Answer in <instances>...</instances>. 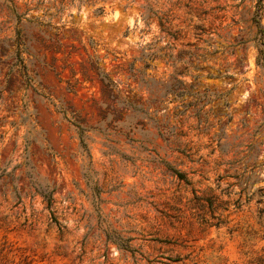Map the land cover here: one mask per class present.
<instances>
[{"label":"rangeland","instance_id":"374dc122","mask_svg":"<svg viewBox=\"0 0 264 264\" xmlns=\"http://www.w3.org/2000/svg\"><path fill=\"white\" fill-rule=\"evenodd\" d=\"M254 3L0 0V264H264Z\"/></svg>","mask_w":264,"mask_h":264},{"label":"trees","instance_id":"16d2710c","mask_svg":"<svg viewBox=\"0 0 264 264\" xmlns=\"http://www.w3.org/2000/svg\"><path fill=\"white\" fill-rule=\"evenodd\" d=\"M144 1L148 2L149 0H144ZM6 2H7V8H8V11L10 12V14L13 15L18 21H20L23 17L16 13L15 8L10 1H6ZM141 9H143L145 11V13L142 15V17H143V20L145 22H147L148 20H150L152 18L151 17V13H152L151 8L148 6V4H145V5L141 6ZM263 11H264V0H255L254 10L252 13L251 21H252V23L256 29V35L259 37V44H260L259 48H258V56L256 59V64L261 66L262 68H264V27L261 23ZM103 12H104L103 7H98L94 11V13L96 15H100ZM26 21H29V20H26ZM21 38H22L21 32H20V30H17L16 40L14 41V44L16 47H15L14 53L12 55L13 67L16 68L17 72L22 76V78L24 80H28L27 73H26V66L24 64V58H23V54H22L23 42H22ZM140 60L144 63V67L147 69L150 67V65L146 63V60L152 61L153 59H152L151 55H147V56H145V58L141 57ZM101 84H102V88H101L102 96L107 97V99L111 101V104L116 103L117 100H120L119 102H120L123 109H125V110L128 108L134 109V107H132L131 104L127 103L126 100H124L123 98H119L120 90L118 89V85L116 82H114L112 79H110V77L108 75H103V77H101ZM73 125L76 128L81 154L83 156H86L87 158H90L88 146L86 143V137H85L86 133L88 132V129L81 126L78 123H74ZM164 166L168 170H170L173 174H175L177 176H181L177 171L172 169V167L170 165H168L167 163H164ZM91 173H92V171L90 168V162H88L87 166H83V172H82V177L85 180L86 184H88L90 182V180L92 179ZM4 175H6L5 170L0 169V179ZM92 182H93V188H91V189L93 190V192L97 191L95 181L92 180ZM43 198L45 199L47 204L50 206L51 194L48 193V194L44 195ZM52 220L55 224H58L54 218Z\"/></svg>","mask_w":264,"mask_h":264}]
</instances>
